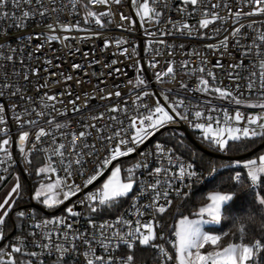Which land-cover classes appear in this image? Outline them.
Returning a JSON list of instances; mask_svg holds the SVG:
<instances>
[{"label": "snow or ice", "instance_id": "snow-or-ice-1", "mask_svg": "<svg viewBox=\"0 0 264 264\" xmlns=\"http://www.w3.org/2000/svg\"><path fill=\"white\" fill-rule=\"evenodd\" d=\"M124 2L0 0V165L13 160L9 150L13 143L28 165L33 153L45 154L41 164L32 169L35 183L26 189L17 177L0 199V241L8 240L0 246V264H46L45 257L53 256L48 264H69V258H79V264H264V149L247 155L256 139L264 141V0H179L174 7L171 0H127L141 27L145 23L159 25L165 10H175L181 19L169 16L163 22L171 28L166 27L160 35H195L211 41L205 47L222 57L231 55V48L239 52L227 65L230 85H217L215 72L203 66L209 63L206 56L198 68L201 75L195 91L260 110L247 114L239 108L234 113L225 110L222 118L213 117L215 109L205 111L198 105H186L184 99H170L166 92L172 89L166 85L177 75L172 63L154 74L164 88L160 92L163 102H145L153 93L144 79L138 76L134 84L128 81L140 89L130 114L119 85L112 89L93 85L88 91L74 93L69 82L82 85L85 80L77 79L71 71H82V64L71 63L69 72H53L51 68L61 67L54 63L58 57L45 56L41 61L37 55L45 45L51 48L52 42L71 52L72 41L84 43L100 37L102 32L90 27L93 23L98 29L115 22L125 31L136 30L135 21L120 9ZM97 7L102 10L97 11ZM65 15L69 19L65 20ZM125 21L129 22L127 27ZM29 26L33 31H24ZM36 28L41 31L36 32ZM13 30L22 33L15 46L9 39ZM113 43L129 59L135 55V48L130 52L122 47L128 43L122 38H106L103 46ZM154 43L167 44L162 39ZM154 51L160 54L158 49ZM189 55L199 57L200 53L193 50ZM117 62L113 59L111 65ZM157 63L153 57L149 66L155 68ZM111 65H104L111 69L108 73L92 75L99 78L120 71ZM213 66L224 65L216 60ZM181 67L187 68L188 61ZM178 84L181 89L188 88L182 81ZM58 85H63V90L54 91ZM113 97L116 102L103 105L104 111L92 103L97 98L112 101ZM69 112L74 115L57 119L68 117ZM177 118L198 130L201 143L227 156L228 162L217 164L188 147L182 137H175L174 143L172 138L161 140L153 149L140 153L141 159L125 162L123 158L155 134L163 135ZM220 169L226 170L227 176ZM106 173L94 190L84 191ZM206 178L213 187L202 196L199 207L183 215L177 204L179 218L173 217V223L166 224L173 205L195 196L194 187ZM26 191L47 209L83 195L72 206H65V215L51 219L37 220L34 212L16 211L13 224L19 232L9 239L5 229L10 212ZM130 194L129 210L121 212L120 205ZM77 204L82 210H77ZM104 213L110 218L98 222L97 217ZM80 217H84L82 229ZM225 220L232 221L229 231L217 234L214 229H205V225L222 226ZM25 221L30 222L26 233ZM257 222L259 228L249 238V230ZM230 235L233 239L223 243Z\"/></svg>", "mask_w": 264, "mask_h": 264}, {"label": "built area", "instance_id": "built-area-1", "mask_svg": "<svg viewBox=\"0 0 264 264\" xmlns=\"http://www.w3.org/2000/svg\"><path fill=\"white\" fill-rule=\"evenodd\" d=\"M64 3H68V0H63ZM173 3V7L176 3L179 2V0H171ZM115 9V6H114ZM120 9L127 15H129L131 21H135L136 30L134 31H125L123 29H120L116 26V23L107 24L105 28L98 29L97 26L93 23L90 25L91 28L101 31L102 35L98 38H93L88 40L84 43H79L77 41L71 42V52L69 51V48L63 47L58 42H52L51 48H49L47 45H45V48L42 50L41 53H37L38 56H40L41 61L45 56L48 58L58 57V59H54V63L60 64L61 67L59 69L57 68H51V71H70V65L71 63H80L83 66L82 71H71V74L74 75L77 79H83L85 80V83L82 85H76L75 82H69L72 85V91L74 93H82L85 91H88L92 89L93 85H96L98 87H105L107 86L109 89L113 88V85H119V91H121L123 95V99L128 101V108L130 110V114L135 110V106L132 104V100L135 98V95L137 92L140 91L139 88H134L133 85L128 84V81H133V84L135 83L137 77L139 76L141 79H144L148 85H149V91L153 93V95L149 98H146L147 103L152 104L156 100H160L163 102V97L160 95V92L164 90V88L159 85L155 80V72H162L165 71L168 64L172 63V66L174 67L177 75L176 80L168 83L166 85L167 88L172 89L171 92H166L170 96V99H184L186 105L191 106H200L202 110H209V109H215V111L212 112L213 117L219 116L222 118L223 111L227 110L230 113H234V111L239 108V110L245 114L247 113H256L259 112V109H250L243 105L237 106L232 102H229L228 100H220L216 99L211 95L200 93L195 91V88L198 85V77L201 75L198 71V68L201 66L200 61L206 56L209 63H207L205 66L207 69L212 70L216 74V83L217 85H230L232 81H230L226 75L227 71H229L227 65L229 61L233 59L234 56H239V52L231 48L229 49L231 55L228 56H221L220 53H214L211 50L207 49L205 47V44L211 41H207L204 39H201L197 36H181L174 32L173 35H167L162 36L160 35V31L165 30L167 27L168 29L171 28V25H165L164 20H166L169 16L173 17L174 19H181L179 14L175 10H165V15L162 18V21L159 25L156 24H144L143 27H141V21L138 17L135 16V10L129 8V3L127 0L120 6ZM102 10L100 7H97V11ZM80 15H83V12L81 11ZM64 19H69L68 16H64ZM184 19H187L186 17ZM119 20V17H116V21ZM195 20H189V23L195 24ZM125 26L127 27L128 21H125ZM0 27H3V25H0ZM24 31H33V28L29 26ZM36 32H40V28L35 29ZM147 33H154L155 35H148ZM22 35L21 32L13 30L10 33V42L13 44V46L16 45L18 42L16 40L17 36ZM80 35H84V33H81ZM124 39L128 41V43L123 44L122 47L129 48V51L131 52L132 48H135V55L132 59H129L127 56L122 55L120 53V50L116 48L115 44H111L108 48H104L103 41L105 39ZM42 39V38H41ZM165 40L167 44H156L154 41L156 40ZM153 41V43L150 45L149 42ZM183 44L184 47L181 48L180 45ZM167 45H175L174 48H169ZM131 46V47H130ZM76 48H79L80 51H75ZM154 49L159 50V55L156 54ZM193 50L198 51L200 53V56H192L189 55ZM89 53L87 57H84L82 53ZM169 52L172 54L169 55ZM155 58L156 61H158L155 68H152L149 66V61ZM115 59L117 60V64L111 65V61ZM216 60H221L222 64L224 65L222 68L220 67H214V63ZM94 61H99V63H95ZM136 61H139V63H135ZM184 61H188V67L182 68L181 65ZM33 63L36 61L33 60ZM247 63V61H246ZM111 65L112 69H120L119 72L113 71L111 75H106L104 77H97L92 75L93 73H108L111 69L104 67V65ZM193 69H197L196 71H193ZM87 73V76L85 75ZM187 73V74H185ZM43 75V73H41ZM208 78V77H205ZM167 80V77L165 78ZM210 79V78H208ZM91 81V83H88L87 81ZM103 81V83H101ZM184 82L188 85L187 89H181L179 88L178 82ZM243 81H241V91H243ZM54 91H61L63 90V85H58L54 89ZM131 98V99H130ZM253 100L256 99L255 96L252 97ZM116 102V98L113 97L112 101H100L98 98L95 101H92L94 105L99 106V111H104L103 105L108 103H114ZM82 103V102H81ZM195 110V108H193ZM74 114L69 112L68 117H57L58 120L63 121L66 118L72 117ZM191 118V117H190ZM178 119V118H177ZM125 124H127V121H125ZM173 127V128H172ZM176 127H183L186 129L189 133H195L198 137H200L199 131L192 129L189 127V125L183 121L179 120L174 125H169L167 130H175L179 132L183 137L184 133L181 129H177ZM164 132V131H163ZM160 134V133H159ZM164 137H168V134L164 133ZM161 140L155 139H149L144 144L145 146L140 149L143 145H140L137 148V151L134 154V162L136 160L141 159L140 153L147 152L154 148L155 143L159 142ZM171 146V143L169 144ZM204 149H208V147L203 144L201 145ZM9 150L12 153L13 160L7 161L4 165H0V177H4V179L0 180V187L1 185L12 175L18 176V177H24L26 179L31 178V181H36L35 175L32 173V166H38L41 164V162L45 158V154L43 152L39 153H33L31 156L32 164L28 165L24 159H22L19 149L16 146L15 143L11 144L9 146ZM211 152H214L212 149L209 150ZM216 153V152H214ZM219 155H224L222 153H216ZM131 155V154H130ZM0 158H2V154H0ZM124 159V158H123ZM7 168V171L4 169ZM60 175H63L61 172ZM99 179V178H98ZM81 182V178H77V183ZM207 182V178L205 181H202V183ZM99 182H94V185L89 186L88 189H84V191L94 190V186H97ZM30 185V184H29ZM199 185V184H198ZM83 193L78 194L77 197H72L69 201H65L64 204L59 205L58 207L54 209H47L44 208L43 205L39 204L38 202L32 200L28 194V201L27 204L21 210L24 211H30L34 212L36 214L37 220L44 219V218H53L52 216H57L59 213L63 212L65 209V206H72L73 202L76 201L80 196H82ZM131 201V194L127 200H125L120 205V211L124 212L126 210H129V204ZM146 203V201H144ZM77 210H82L80 206L76 205ZM65 215V214H64ZM114 215V214H113ZM110 218L109 214L104 213L97 217V220L101 219H108ZM14 219L11 218L8 220V226L5 229L7 236L9 239L14 237L18 234L19 229L17 226L13 224ZM29 221H25L24 231L25 233L29 230L28 224ZM18 224V223H17ZM81 229L84 227V217H80V225ZM167 235V231H166ZM29 240H31V237H29ZM8 240L0 241V246L7 244ZM55 257H45L46 264H48L49 259H54ZM69 264H79V258H69Z\"/></svg>", "mask_w": 264, "mask_h": 264}, {"label": "trees", "instance_id": "trees-1", "mask_svg": "<svg viewBox=\"0 0 264 264\" xmlns=\"http://www.w3.org/2000/svg\"><path fill=\"white\" fill-rule=\"evenodd\" d=\"M164 133L168 134V137L166 138H163L164 136ZM192 137L200 144V145H203L204 143H201V140H200V137H198L195 133H191ZM181 135L178 134L177 131L175 130H166L163 132V135L159 134L155 137V139L157 140H164V139H168V138H172V143L175 142V137H180ZM161 137L163 139H161ZM182 138L184 139L185 143L188 145V147L192 148V149H195L197 150L198 153L204 155L206 158H210V159H213L217 162V164H220V163H227L228 162V157L223 155L222 157H212L204 152H202L201 150H199L197 147H195L188 139H186L185 137L182 136ZM264 141H261L260 139H256L255 140V143L253 145V148H252V152L248 153L247 155L251 156L252 153H258V150L257 151H254V149L256 147H258L259 145H261ZM209 150H211V148L208 147ZM261 149H264V146L262 148H260L259 150ZM231 156H235L236 154L235 153H231L229 154ZM35 166H32V169H34ZM220 171L225 175L227 176V172L226 170L224 169H220ZM21 178L20 181H23V183H21L22 185H29L31 184V178H24V177H19ZM213 187V185H210L208 184L207 182L205 183H202V184H199V185H196L194 187V191H195V196L191 197L189 200L181 203L180 201H177L174 205H173V208L169 211L168 215L165 217V223L168 224V225H171L173 223V217H175L176 219L179 218V213H182L183 215H190L192 212H194L198 207H199V204H200V200L202 198V196H206L207 194V191L208 190H211ZM22 201H18V199L16 200V203L13 207V209L11 210L10 212V216L8 218L11 219L13 218L15 220V212L20 210L21 208H23L25 206V204H23V202L21 203ZM23 204V205H22ZM177 204H180V208H179V213L177 212V208H176V205ZM17 223H19L17 221ZM232 226V221L231 220H225L223 221V225H216L215 227H210L209 229H214L216 231L217 234H219L220 232H223V231H229V229L231 228ZM259 228V224L258 222L254 225L251 226L250 230H249V238H251V235H252V232L253 230L255 229H258ZM233 231H235V229H233ZM256 235H259V232L256 231L255 232ZM232 236H227V237H224L223 239V243H228L230 240H232ZM237 241H238V234H237Z\"/></svg>", "mask_w": 264, "mask_h": 264}, {"label": "rangeland", "instance_id": "rangeland-1", "mask_svg": "<svg viewBox=\"0 0 264 264\" xmlns=\"http://www.w3.org/2000/svg\"><path fill=\"white\" fill-rule=\"evenodd\" d=\"M198 131V130H197ZM178 134L179 135H181L179 132H178ZM180 137H182V135L180 136ZM163 138H166V137H164L163 136ZM162 137H161V139H163ZM125 160V162L126 163H132V162H134V158H130V159H124ZM106 175H107V173L105 174V176H104V178L103 179H105L106 178ZM18 176H14V175H12V176H10L2 185H1V187H0V199H2L5 195H6V193L9 191V189H10V187L14 184V182H15V179L17 178ZM21 178H19V180H20ZM103 179L98 183V185L100 184V183H102V181H103ZM20 183H23V181H20ZM35 182L34 181H31V184L30 185H25V187H26V189H27V187L28 186H31V185H33ZM18 201H22L23 202V204H27V201H28V193H27V191L25 192V194L23 195V197L22 198H18ZM21 202V203H22ZM22 204V205H23ZM21 210V209H20ZM20 210H18V211H20ZM64 214H66L65 213V211L63 210V212H61V213H59L57 216H61V215H64ZM52 217H56V215L55 216H52ZM178 219V218H177ZM216 225H205V229L206 230H208L210 227H215Z\"/></svg>", "mask_w": 264, "mask_h": 264}, {"label": "water", "instance_id": "water-1", "mask_svg": "<svg viewBox=\"0 0 264 264\" xmlns=\"http://www.w3.org/2000/svg\"><path fill=\"white\" fill-rule=\"evenodd\" d=\"M173 128V127H172ZM177 129H181L182 131H183V133H184V137L186 138V139H188L195 147H197L199 150H201L202 152H204V153H206V154H208V155H210V156H212V157H222L223 155H219V154H216V153H214V152H211V151H209V150H207V149H204L193 137H192V135H191V133H189L186 129H184L183 127H176ZM157 135H159V133H157V134H155L151 139H153L154 137H156ZM146 144V143H145ZM145 144L140 148V149H142L144 146H145ZM264 146V142L261 144V145H259L258 147H256L255 149H254V151H257V150H259L260 148H262ZM132 157H134V154H131V155H129L128 157H125L124 159H130V158H132ZM104 177H100L99 179H98V181L97 182H100L102 179H103Z\"/></svg>", "mask_w": 264, "mask_h": 264}]
</instances>
